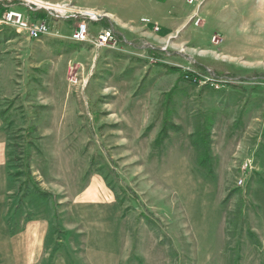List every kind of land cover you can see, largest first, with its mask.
<instances>
[{
    "label": "rangeland",
    "instance_id": "rangeland-1",
    "mask_svg": "<svg viewBox=\"0 0 264 264\" xmlns=\"http://www.w3.org/2000/svg\"><path fill=\"white\" fill-rule=\"evenodd\" d=\"M27 3L0 0V20ZM52 3L66 12L30 16L71 31L102 18L78 44L0 24L20 69L0 111L22 200L36 202V157L70 169L81 239L103 264H264V0ZM103 30L116 47H95ZM42 198L58 222L57 197Z\"/></svg>",
    "mask_w": 264,
    "mask_h": 264
},
{
    "label": "crops",
    "instance_id": "crops-1",
    "mask_svg": "<svg viewBox=\"0 0 264 264\" xmlns=\"http://www.w3.org/2000/svg\"><path fill=\"white\" fill-rule=\"evenodd\" d=\"M25 7L24 11L15 9L30 15L29 7ZM77 14L78 12L71 17L76 18ZM111 17L113 16L109 15L107 18ZM76 26L77 24L72 31ZM71 27H56L57 35L52 36L56 39L68 38L69 33H72ZM14 49L16 47L11 42H0V100L3 101L10 98L4 92L18 74L19 68L11 58V51ZM9 157L10 140L6 115L0 111V264H103L100 258L96 260V256L88 255L91 253L85 250V239H81L85 237L82 233L84 219L77 211L86 201H71L70 169H41L37 165L38 159H33V176L39 183L38 190L57 197L55 203L60 220L56 222L54 211L39 192L33 195L36 199L34 205L27 203L30 196L25 202L22 200L21 203H15V198L19 196L20 199L22 193L18 191L19 184L12 174Z\"/></svg>",
    "mask_w": 264,
    "mask_h": 264
},
{
    "label": "built area",
    "instance_id": "built-area-1",
    "mask_svg": "<svg viewBox=\"0 0 264 264\" xmlns=\"http://www.w3.org/2000/svg\"><path fill=\"white\" fill-rule=\"evenodd\" d=\"M189 3L194 4L195 0H189ZM27 6L29 7L30 10L33 11H36L39 8L46 9L48 11L54 12L53 14H55V17H59L58 13H60V11H57L55 9L48 8L45 6H39L31 2L27 3ZM79 15L80 14L78 13L77 15H75V17L78 18ZM81 16L84 17V20L77 24L76 28L72 31L69 38L71 42L75 44L84 43L88 41L90 35V24L88 21L98 20V17L86 13L81 14ZM195 17L196 18L194 24L196 26H199L202 20L197 15ZM142 22L147 26L151 25V22L148 19H143ZM0 24L13 29L18 34L23 35L24 37L34 41L40 40L42 37L45 36H50L54 34L57 35V32H55V30L52 29L51 24L46 19L32 18L30 15H26L22 11H19L15 8L7 9L3 13L0 20ZM154 30L159 31L160 28L158 26H155ZM118 43L119 42L117 36L112 30L101 31L93 42L95 47L100 49L114 48L118 45ZM71 83H73L74 85L78 84V79L74 75L71 77ZM251 168H252L251 161L246 162L243 166V170L245 172ZM244 183H245L244 178L238 180L239 187H243Z\"/></svg>",
    "mask_w": 264,
    "mask_h": 264
},
{
    "label": "bare ground",
    "instance_id": "bare-ground-1",
    "mask_svg": "<svg viewBox=\"0 0 264 264\" xmlns=\"http://www.w3.org/2000/svg\"><path fill=\"white\" fill-rule=\"evenodd\" d=\"M31 3H35L39 6H45V7H48V8H52V9H55L57 11H60V12H64V6L60 5V4H53V3H50V2H46V1H43V0H27ZM66 12V11H65ZM87 14H90V15H94V16H98L97 13H87Z\"/></svg>",
    "mask_w": 264,
    "mask_h": 264
},
{
    "label": "trees",
    "instance_id": "trees-1",
    "mask_svg": "<svg viewBox=\"0 0 264 264\" xmlns=\"http://www.w3.org/2000/svg\"><path fill=\"white\" fill-rule=\"evenodd\" d=\"M18 175H19V173H17V176H18ZM21 187H22V186L18 185V191H19L20 193H21V191H22V190H21ZM39 193H40L42 196H45V195L47 194V193H41L40 191H39ZM27 194H28V193H26V192H23V193H22V197L19 199V203H21L22 199L25 198V197L27 196Z\"/></svg>",
    "mask_w": 264,
    "mask_h": 264
},
{
    "label": "water",
    "instance_id": "water-1",
    "mask_svg": "<svg viewBox=\"0 0 264 264\" xmlns=\"http://www.w3.org/2000/svg\"><path fill=\"white\" fill-rule=\"evenodd\" d=\"M102 17L101 16H98V19H101Z\"/></svg>",
    "mask_w": 264,
    "mask_h": 264
}]
</instances>
